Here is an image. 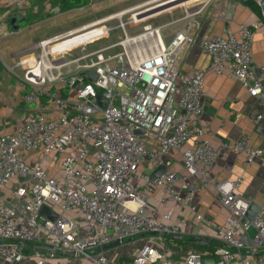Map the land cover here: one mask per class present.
Wrapping results in <instances>:
<instances>
[{
  "label": "built area",
  "instance_id": "1",
  "mask_svg": "<svg viewBox=\"0 0 264 264\" xmlns=\"http://www.w3.org/2000/svg\"><path fill=\"white\" fill-rule=\"evenodd\" d=\"M207 2L185 6V13L170 22L147 23L135 35L124 27L125 36L118 42L89 52L83 46L80 54L66 57L77 45L56 51L52 58L45 55L42 63L44 45L86 26L69 29L39 42L42 53L33 55L40 57L37 65L29 64L31 55L20 59L16 66L24 70L23 81L51 95L57 113L33 115L15 132L0 133V258L14 264L25 257V244L33 243L51 246L54 252H76L91 264H116L103 251L106 245L152 233L159 244L147 242L127 264H204L199 250L180 260L167 255L163 235L179 234L182 227L170 213L158 218L159 207L151 204L153 191L161 189L200 219L192 198L213 184L212 168L221 153L245 155L248 163L260 157L264 161V147L253 145L250 134L216 145L204 137L203 127L190 125L204 111L208 71L238 79L260 103L256 120L264 119V63L253 55L258 24L241 23L237 32L229 30L225 36L201 35L199 17ZM25 5L26 0H16L14 8ZM178 22L181 26L165 40L163 29ZM199 37L209 64L187 76L178 63ZM118 46L120 50H113ZM85 71H93L96 79L83 75ZM55 82L68 88L66 97L50 92ZM118 87L130 91H115ZM35 97L26 95L28 101ZM190 141L181 152L183 171L170 169L171 153ZM39 149L42 158L29 163L26 156ZM52 155L58 158L60 175L43 165ZM143 165L147 170H141ZM161 165L168 170L153 177L150 168ZM176 184L186 196H180ZM214 187L230 213L227 223L216 224V264H264V219L260 213L246 216L251 199L238 191L239 180L224 179ZM34 255L40 258V249Z\"/></svg>",
  "mask_w": 264,
  "mask_h": 264
},
{
  "label": "crops",
  "instance_id": "2",
  "mask_svg": "<svg viewBox=\"0 0 264 264\" xmlns=\"http://www.w3.org/2000/svg\"><path fill=\"white\" fill-rule=\"evenodd\" d=\"M15 1L0 0V24L3 21L7 22L9 17L13 15V17L19 19L17 27L11 22L6 24L5 34L0 37L2 40V48L7 47V41H5L7 35H12V32L19 35L20 31L52 15L49 8H43L41 14L38 13L39 9L36 10L37 13L31 12L35 9L32 0H26L25 7L21 9V11L26 10V12L20 13V10L14 8ZM63 1L65 0H62L55 7L59 6L60 8ZM190 1L186 0V3ZM246 1L208 0L205 10L199 17L203 24L201 35L219 34L225 36L229 30L237 32L241 23H257L258 27L253 43V55L257 63H264V15L260 16L257 14ZM253 1L258 2L259 0ZM174 2H177V4L172 5ZM180 5H183L180 0H168L159 5L149 7L139 12V14H134L130 18L124 19V21L123 18L120 19L127 26L131 23L132 19L137 21L147 19L153 15L150 13H153L154 10L161 8L160 12H164ZM139 8L141 7H131L120 14ZM27 19L29 23L23 27H19L20 22ZM163 31L166 34L165 40H168L169 34L173 31L169 33L166 32V29ZM32 37L33 35H28L23 38V41H29ZM69 46H66V49ZM21 50L4 54L0 51V133L15 132L19 124L33 115L42 113L48 117H54L57 113L51 95L27 84L23 81L22 76L14 71L18 67L16 64L20 59L30 55L28 52L21 53ZM32 57L30 56L28 60L29 64ZM209 60V57L200 46L199 37L194 45L182 53L178 65L187 76H191L196 69H207ZM65 88L67 87L60 82H55L51 85L50 91L52 94L59 93L66 97L68 91L64 93L63 90ZM29 93L35 94L36 97L34 100L28 101L26 99V95ZM202 102L204 104L202 115L199 118H193L190 125L192 128L203 127L205 129L204 137L208 138L213 144L217 145L222 142L234 141L242 134H250L253 145L264 147V119L260 121L256 120V116L260 111V103L258 99L252 97L242 87L238 79L219 76L213 71H208L203 80ZM192 144L193 141H190L179 151L175 150L171 153L173 161L169 166L170 169L183 171L181 152ZM39 157L42 158L40 149L31 153V155L28 154L26 160L29 163H35ZM42 162L50 174H61L56 156L52 155L43 159ZM147 168V165H143L141 170H147ZM150 172L153 173L154 170L150 168ZM211 178L213 184L208 188H202L192 198L193 206L202 215L200 219L196 217V212L194 213L183 206L177 205L174 198L165 195L161 189H155L152 193L151 204L158 206L160 211L158 218L164 219L163 215L170 213V218L178 221L182 227V231L179 234L163 235L162 237L163 248L166 250L167 255L175 260L182 259L190 250H198V247L193 244L194 241L202 244L208 242L219 243L215 238L216 224L227 223L230 219V213L219 201V194L214 187L218 181L224 179L239 180L238 191L245 197L250 198L251 202L255 201L261 206L260 215L264 219V161L262 157L248 163L245 155L235 154L231 150L224 151L218 156L212 168ZM10 185L15 186L16 181H11ZM176 187L181 197L186 196V191L180 184H176ZM163 197L166 198L165 203H161ZM250 233L253 234L254 230H251ZM176 235L179 236L177 237ZM196 236H200L201 238L208 237V240L202 241L201 238H195ZM147 242L159 244L158 239L152 233H145L133 239L123 240L117 245L111 246L112 243H110L104 247L103 251L116 264H127ZM34 245H30L29 243L25 244V257L14 264H40L39 261L41 260L43 261L42 264H91L89 259L80 255L51 251H48L51 252L50 255H42L40 258H37L34 254L35 250L39 248H35ZM97 251L95 250L94 252ZM209 257L216 259V254L215 256ZM0 264L8 263L0 258ZM149 264L161 263L154 262Z\"/></svg>",
  "mask_w": 264,
  "mask_h": 264
},
{
  "label": "rangeland",
  "instance_id": "3",
  "mask_svg": "<svg viewBox=\"0 0 264 264\" xmlns=\"http://www.w3.org/2000/svg\"><path fill=\"white\" fill-rule=\"evenodd\" d=\"M61 1L62 0H32L35 9H33L34 11L31 12L37 13L36 10L39 9L38 13L41 14L43 8H49L52 15L47 16L46 17L47 19L43 18V20H41L39 23L35 22L34 25L30 26L25 30L20 31L19 35L14 34L13 32L12 35L11 34L7 35V37L5 38L6 39L5 41H7L6 48L5 47L2 48V40L0 39L1 53L4 54L22 49L20 51L21 53L28 52L31 56L33 55L38 56L42 53L43 50V47L39 46V42L41 40L49 38L55 34L63 33L69 29L87 26L88 24H91L100 18L104 19V18H109L115 14L118 15V16H114V18L112 19L103 21L97 25L93 24L94 26H90L88 27V29L86 28L85 31L78 33L74 37L68 38L52 46V47H57L65 43L71 44L72 42L78 40L73 45L69 46V48H71L78 45L76 48H74L73 50L70 49L67 52H65L66 57H71L80 54L81 48L83 46H85V52H89L98 49L100 47L120 41L125 36L124 27L126 28L127 33L129 35H135L137 33L143 32V27L147 23L163 24L170 22L173 17L174 18L180 17L185 13L184 11L185 6L197 7V5L200 6L206 0H191L190 2L184 5H180L178 7L169 9L164 12H160L161 9L160 8L154 10L153 13H150L153 15L148 17L147 19L142 20L139 23L133 22L132 19L131 23L127 26L124 25V27L121 25L122 20L120 18H123L124 21V19L130 18L132 15L134 14L136 15V13L142 12L149 7L156 6L158 5L157 3H162L168 0L153 2L148 6L141 7L131 12L124 13L121 16L119 15L120 12H123L131 7H135L148 0H90V2L86 6L75 8L67 12H62L59 9V6L55 7L57 4H60ZM174 4H177V2L172 3V5ZM19 12L25 13L26 10L23 11L20 10ZM8 22L14 24L15 21L13 20L12 16L9 17V20L7 22L3 21L4 24L3 23L1 24L2 33L0 37L4 36L3 34L6 31V24H8ZM180 26L181 25L179 24V22L170 25L166 28V32L169 33L175 31ZM28 35H33V37L31 38V40L24 42L23 38ZM19 37L20 39H18ZM120 49L121 47L118 46L113 50H120ZM14 71L21 76L24 73V70L19 66L15 68ZM115 91L129 92L130 89L126 87H118L117 90ZM29 244L32 245L33 243H29ZM40 253L41 255L51 254V252L41 249H40Z\"/></svg>",
  "mask_w": 264,
  "mask_h": 264
},
{
  "label": "water",
  "instance_id": "4",
  "mask_svg": "<svg viewBox=\"0 0 264 264\" xmlns=\"http://www.w3.org/2000/svg\"><path fill=\"white\" fill-rule=\"evenodd\" d=\"M258 3L260 5V7L262 9V13L264 15V0H259ZM13 16H12V18L15 21L16 18L13 17ZM18 24H19V19H16V21L14 22L15 27H17ZM83 75L87 76L90 80H95L96 77H97V75L93 71H85V72H83ZM101 100H102L103 104L105 105V100H103V99H101ZM139 133H141V132H139ZM167 170H168V167L166 165H161L160 167H158L153 172L152 175H153V177L154 176H158V175L166 172ZM260 211H261V206L258 203H256L255 201H252L250 203V207H249V209L247 211L246 216L249 219H252L257 214H259ZM43 213L44 214H48V216L51 217L52 219L55 218V214L47 212L46 209H43ZM176 236L178 237L179 235H176ZM195 238H201V237L200 236H196ZM201 240L202 241H207L208 240V237L207 238H201ZM119 243H121V241L120 240H117L114 243H112L111 246L117 245ZM34 247L35 248H39V249H43V250H46V251L54 252V249L51 246H47V245H43V244H35ZM66 253L67 254H70V255H78L76 252H73V251H69V252H66ZM203 262H204V264H216V259L214 257L205 256V257H203Z\"/></svg>",
  "mask_w": 264,
  "mask_h": 264
},
{
  "label": "trees",
  "instance_id": "5",
  "mask_svg": "<svg viewBox=\"0 0 264 264\" xmlns=\"http://www.w3.org/2000/svg\"><path fill=\"white\" fill-rule=\"evenodd\" d=\"M90 0H65L62 2L60 5V10L61 11H67L73 8H80L83 6H86ZM246 3L260 16H263L262 14V9L257 1L253 0H247ZM29 21L23 20L20 22L19 27H23L26 24H28ZM68 88H65L63 92H67ZM51 92V91H50ZM46 95V94H45ZM193 244L197 246L198 250L201 251L205 256H215V251L216 249L220 246V242L218 244L213 243V242H208L206 244L199 243L198 241H194Z\"/></svg>",
  "mask_w": 264,
  "mask_h": 264
},
{
  "label": "bare ground",
  "instance_id": "6",
  "mask_svg": "<svg viewBox=\"0 0 264 264\" xmlns=\"http://www.w3.org/2000/svg\"><path fill=\"white\" fill-rule=\"evenodd\" d=\"M156 1H158V0H151V1H147V2H145V3H142V4H139V5H137V6H140V7H143V6H145V5H147V4H150V3H153V2H156ZM183 4H185L186 3V1L185 0H183V1H181ZM120 15V14H119ZM114 16H118V15H113V16H111V17H109V18H104V19H102V18H100V19H98V20H96V21H94L93 23H91V24H88L85 28H87L88 29V27H90V26H94L93 24H95V25H97V24H99V23H101V22H103V21H106V20H109V19H111V18H114ZM102 19V20H101ZM121 25L124 27V23H123V21H121ZM86 30V29H85ZM85 30H82V31H78V32H75L72 36H69V37H66V38H63V39H61V40H59V41H57V42H55V43H50L49 42V44H46V45H44V56H42L41 57V59H42V63L45 61V59H46V57H45V55H49L50 56V58H52L53 57V54L56 52V51H60V50H64V49H66V46H68V45H71V44H73V42L71 43V44H62V45H60V46H57V47H52L54 44H56V43H59V42H61V41H64V40H66V39H68V38H71V37H74L75 35H77L78 33H81V32H83V31H85ZM48 45V46H47ZM39 59H40V57H38V58H36V57H32L31 58V61H30V65H37V63H38V61H39Z\"/></svg>",
  "mask_w": 264,
  "mask_h": 264
}]
</instances>
